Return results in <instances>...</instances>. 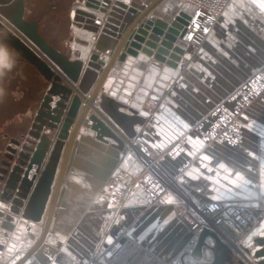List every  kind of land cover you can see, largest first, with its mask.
Segmentation results:
<instances>
[{
    "label": "crops",
    "instance_id": "1",
    "mask_svg": "<svg viewBox=\"0 0 264 264\" xmlns=\"http://www.w3.org/2000/svg\"><path fill=\"white\" fill-rule=\"evenodd\" d=\"M155 1L111 0L103 13L86 7V0H24V19L35 20L40 36L58 52L83 63L81 75L88 72L74 87L81 99L88 94L91 98L73 119L51 176L43 182L45 187L51 179L43 207L24 201L15 209L0 202V264H16L38 241L67 150L46 236L23 264H169L194 246L193 236L176 216L178 209L187 207L182 196L195 206L217 201L252 207L258 224L234 252L237 260L252 262L244 248L253 249V239L264 233V94L240 114L237 144L208 143L194 126L264 63V0H231L199 50L193 52L180 42L181 53L172 50L166 62L141 50L135 55L125 52L130 27ZM193 10L182 0H161L146 18L169 23L180 13L191 16ZM84 14L103 26L113 14L118 24L106 33L100 26L96 33L94 25L80 20L89 19ZM0 21L4 23L1 17ZM92 55L98 57L94 64L103 61L98 69L87 67ZM177 56L178 61L187 59L182 73L176 69ZM48 87L38 70L5 42L0 29V161L12 140L26 143ZM91 114L116 127L122 147L111 138H95L88 121ZM43 134L56 140L54 131ZM136 138L156 153L182 142L178 158L161 160L173 186L150 206L134 187L109 221L111 206L99 199L106 191L126 186L116 173L135 176L142 171L134 150ZM43 173L44 166L33 187ZM205 243L213 240L208 237ZM203 261H211L205 249ZM185 262L198 264L189 256Z\"/></svg>",
    "mask_w": 264,
    "mask_h": 264
},
{
    "label": "water",
    "instance_id": "2",
    "mask_svg": "<svg viewBox=\"0 0 264 264\" xmlns=\"http://www.w3.org/2000/svg\"><path fill=\"white\" fill-rule=\"evenodd\" d=\"M160 1L156 0L130 27L127 37L129 42L125 48L126 53L135 55L137 50H141V52L153 56L160 62H166L172 50L181 53L179 40L185 32V26L190 16L180 13L169 23L160 19L146 18ZM110 2L111 0H86L85 5L104 13ZM23 16L24 0H0V17L4 22L0 21V29L5 34V42L14 48L22 59L38 70L49 83V87L35 112L33 123L27 133L26 143L22 144L18 140H12L0 161V202L10 204L15 209L21 207L24 201H27L28 205L35 204L40 208L43 207L49 194V181L51 179H48V184L45 187L43 182L47 180V176H51L60 153L62 141L67 139L68 129L81 108L82 99H84V97L80 98L81 94L78 89L75 90L74 84L79 82L82 76L86 77L88 72L85 70L81 75L83 63L80 60H70L58 52L40 36L37 30V22L35 20L27 21ZM85 16L89 19L82 20L81 18L80 20L94 25V17L91 14ZM113 17V14H109L107 24L101 33H106L108 29H115L112 25H117L118 22ZM75 20L78 21L77 18ZM97 30L98 28L94 25V32ZM123 57L124 54L120 56V60ZM97 59L96 55H92L87 67L98 69L103 61L94 64L93 61ZM175 59L178 61L179 56ZM79 88L83 90V85ZM96 92L94 91L93 95ZM85 109L83 108V110ZM88 121L90 122V130L94 132L97 140L104 141L105 137L111 138L122 147L123 142L120 140L115 126L97 114L89 115ZM45 130L54 131L56 140L52 142L50 137L44 135ZM68 155L69 151L67 150L42 234L30 252L16 264H23L29 255L41 245L46 236L54 200L60 187ZM46 157L47 160L44 165ZM42 166H44V173L41 174L38 183L33 187L36 175ZM32 187L33 190L30 194ZM208 237L213 240V244L205 243ZM252 246L253 249L250 250L245 247L244 251L252 259L253 264H264V233L253 239ZM203 249L211 255L210 262L203 261ZM234 254L218 238L216 232L204 228L198 234L192 250L184 254L180 261L181 264H187L185 257L189 256L198 264H245L242 260H237Z\"/></svg>",
    "mask_w": 264,
    "mask_h": 264
},
{
    "label": "built area",
    "instance_id": "3",
    "mask_svg": "<svg viewBox=\"0 0 264 264\" xmlns=\"http://www.w3.org/2000/svg\"><path fill=\"white\" fill-rule=\"evenodd\" d=\"M193 5V13L185 26V32L179 42L187 45L191 51L199 50L212 33L218 17L226 10L231 0H182ZM94 25L104 29L101 21L93 19ZM106 25V24H105ZM97 33V32H96ZM187 59H181L176 64L179 73L185 71ZM264 94V63L254 70L246 79L236 86L225 98L218 102L207 114L203 115L195 124L208 143H225L234 145L240 142L241 132L238 126L240 114L254 101ZM82 100V107L86 99ZM134 150L141 162L142 171L132 176L128 173H116L115 178L126 182V186L100 196L101 202L111 206L110 220L120 212L132 194L133 188H139L145 195L147 206L154 204L165 191L173 186L169 176L161 166L163 157L176 159L183 153V144L177 140L160 153L153 152L140 138H136ZM183 165L182 168L186 167ZM183 198L187 207L177 210L176 216L193 236L194 245L202 229L206 228L220 234L222 241L233 251L239 240L247 235L259 221L256 211L247 205L224 204L210 201L195 206ZM32 264H39L33 262ZM169 264H180L178 257ZM246 264V263H245ZM248 264H253L248 262Z\"/></svg>",
    "mask_w": 264,
    "mask_h": 264
},
{
    "label": "bare ground",
    "instance_id": "4",
    "mask_svg": "<svg viewBox=\"0 0 264 264\" xmlns=\"http://www.w3.org/2000/svg\"><path fill=\"white\" fill-rule=\"evenodd\" d=\"M90 98H91V96H90ZM90 98H88V100H89ZM86 105H87V102L85 103V106H84V107H82V106H81V107H82V108H85V107H86Z\"/></svg>",
    "mask_w": 264,
    "mask_h": 264
},
{
    "label": "rangeland",
    "instance_id": "5",
    "mask_svg": "<svg viewBox=\"0 0 264 264\" xmlns=\"http://www.w3.org/2000/svg\"><path fill=\"white\" fill-rule=\"evenodd\" d=\"M77 20L79 21V16L77 17ZM226 97V96H225ZM220 102V101H219Z\"/></svg>",
    "mask_w": 264,
    "mask_h": 264
}]
</instances>
